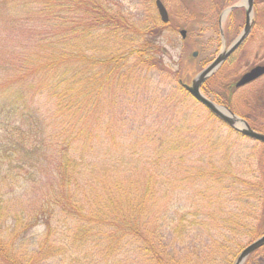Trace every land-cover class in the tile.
Returning <instances> with one entry per match:
<instances>
[{"label": "rangeland", "instance_id": "rangeland-1", "mask_svg": "<svg viewBox=\"0 0 264 264\" xmlns=\"http://www.w3.org/2000/svg\"><path fill=\"white\" fill-rule=\"evenodd\" d=\"M162 1L170 8V20L166 25L157 18L154 0H99L104 8L116 14L115 17L118 15L123 26V21L127 20L125 23L129 28L126 29L131 31L122 40L126 46L139 47V35L143 32L154 30L158 33L152 42L158 49L154 59L159 64L158 69L148 70L131 57V61L128 60V68L132 67L129 70L131 80L127 86L120 81L112 83L107 90L110 98L115 97L117 102L110 104L107 100V105L101 110L104 120L101 162L105 164L107 177L111 173L107 170L117 159L116 172L112 176L121 184V190L128 193L134 208L154 211L156 219H152L151 224L159 228L157 231L163 235V241L173 243L174 252L171 250L170 253L176 261L181 264H233L236 255L253 239L247 235V229L233 232L231 214L240 209L251 213V208L258 202H236L234 192L218 200L216 194L233 188L250 189L255 183L253 177L260 176V156L264 154V146L231 133L191 97L186 95L180 99L178 81L189 85L206 61L212 60L221 46L224 47V43L219 48L217 39L211 40L213 35L208 24L211 25L209 22L214 13H208L209 0ZM5 16L6 23L4 21L0 27L5 29L1 30L5 32L2 42L0 39L3 46L0 48V61H3L0 68L4 61L15 59L24 65V59L35 47L32 41L27 43V38L32 40L29 37L32 32H26L27 28L19 22L9 21L11 15L7 11ZM74 17L70 14L68 20ZM193 19H197V26L203 28V21L207 20L205 29H187ZM57 25L58 29H64L70 24L67 21L65 24L60 17L55 29ZM152 26L157 29H148ZM262 29L264 13L256 16V25L246 47L208 79L204 87L206 91H218L221 83L232 79L231 75H241L253 64L264 62ZM181 30L186 31L185 39L181 38ZM121 39L118 40L120 46ZM88 40L94 44L97 37H89ZM194 52H197V57L192 58ZM2 73L0 70V78H6ZM204 88L201 89L203 94ZM0 94H4L3 91ZM205 96L212 101L210 95ZM35 97L29 105L42 109L43 101L37 95ZM222 98L223 102L230 104L234 115L241 119L246 116L250 127L264 134V77L246 88L234 89L230 97L222 95ZM2 103L0 100V105ZM2 168L0 173L6 171ZM226 171L230 173L224 176ZM219 176L218 182L216 178ZM127 180L132 186L125 183ZM12 191L13 194L10 193L11 186L6 187V182L0 181V236L14 244L18 253L36 254L45 239V230L43 227L28 229L27 215L38 205L39 192L15 188ZM146 191L150 193L144 197ZM20 198L22 206H19ZM69 223L57 220L52 225L57 232L50 241H56V247L60 242L64 249L53 254L46 250L44 255L40 253L37 262L31 255L34 258L29 260L31 264L152 263L148 255L141 253L135 240L124 239L125 234L108 238L96 230L80 242L73 238L61 240L64 237L58 232L65 231ZM193 224L196 226L191 228ZM183 230L186 232L182 233ZM243 264H264V247Z\"/></svg>", "mask_w": 264, "mask_h": 264}, {"label": "trees", "instance_id": "trees-1", "mask_svg": "<svg viewBox=\"0 0 264 264\" xmlns=\"http://www.w3.org/2000/svg\"><path fill=\"white\" fill-rule=\"evenodd\" d=\"M29 4L32 7L28 8ZM6 11L11 15L9 21L19 22L27 28L26 32H32L29 36L32 40L27 38V43L32 41L35 47L24 59V65L15 59L4 61L0 68L6 76L0 78V93H4L0 94L3 102L0 105V167L6 170L0 173V181L6 182V187L11 186V194L12 188L39 192L38 205L27 215L28 229L43 227L45 230L38 252L31 254L35 262L46 250L53 254L64 249L60 242L56 247V241H50L57 232L53 222L62 220L71 223L65 231L58 232L64 237L61 240L73 238L80 242L96 230L108 238L125 234L124 239L135 240L151 264H181L170 253L174 252L173 243L163 241L159 228L151 224L156 219L154 211L134 208L128 193L121 190V184L112 176L117 159L107 170L111 172L107 177L105 164L101 162L104 149L101 110L107 100L110 104L117 102L107 90L112 83L120 81L127 86L131 80L132 67L128 68L131 57L143 68L158 69L154 59L158 49L153 45L158 33L143 32L139 35V47L126 46L122 40L131 31L126 29L129 28L127 20L123 21L120 16L123 26L118 15L115 17L99 0H0V27L6 23ZM62 13L67 15L62 17ZM70 14L75 15L72 20H68ZM60 17L69 27L58 29L57 25L55 29ZM117 25L124 29H118ZM1 30L5 29H0V39L5 32ZM89 37H97L94 44L89 43ZM119 38H122L121 46ZM180 81L177 88L183 99L189 94L182 89ZM226 86L230 87L227 88L230 97L234 88L231 84ZM206 94L214 103L234 112L222 96L204 90ZM35 95L43 101L42 109L47 107L43 111L29 105ZM242 118L248 122L246 116ZM113 139L116 141L115 135ZM260 165V176L253 177L255 183L250 189L233 188L216 194L218 200L234 192L236 202H258L251 213L240 209L230 218L233 232L247 229L252 242L264 235V154L260 156ZM229 173L226 171L224 176ZM216 179L219 182L220 176ZM125 183L132 186L128 180ZM149 193L146 191L144 197ZM19 203L22 206V198ZM31 255L18 253L14 244L0 236V264H31L29 260H34Z\"/></svg>", "mask_w": 264, "mask_h": 264}, {"label": "water", "instance_id": "water-1", "mask_svg": "<svg viewBox=\"0 0 264 264\" xmlns=\"http://www.w3.org/2000/svg\"><path fill=\"white\" fill-rule=\"evenodd\" d=\"M247 19L243 32L239 38L227 49H223L219 55L200 73H198L190 82L189 85L183 84V89L200 105L207 109L212 115L218 118L220 121L228 125L233 131L241 134L244 137L252 139L254 141L264 144V134L258 133L250 128L248 123L243 119L237 117L228 109L222 106H218L206 98L200 91L202 85L206 80L225 62V60L237 49V47L243 42L251 29L250 16L252 14L253 0H247ZM156 8L159 17L163 23L168 21L167 12L160 2L156 1ZM228 10L225 11L224 16ZM180 35L185 38L186 31L181 30ZM197 56V52L193 53V57ZM264 75V66H256L249 72L245 73L237 82L236 88L242 87L248 83H251ZM264 246V235L247 245L236 257L233 264H243L246 259L255 251Z\"/></svg>", "mask_w": 264, "mask_h": 264}, {"label": "flooded vegetation", "instance_id": "flooded-vegetation-1", "mask_svg": "<svg viewBox=\"0 0 264 264\" xmlns=\"http://www.w3.org/2000/svg\"><path fill=\"white\" fill-rule=\"evenodd\" d=\"M156 1L157 0H154V8L156 10L157 18L160 21V17H159V14H158V11H157V8H156V4H155ZM160 1H161L162 5L164 6V8H165V10L167 12L168 18L170 20V8H168L167 5L162 0H160ZM209 1H210V6H209L210 7V11L208 13H209V15H210V13H214V18L209 22V23H211V25L208 24L209 25V29H211L210 30L211 34L213 35L212 36L213 38H211V40L216 38L217 39V44L219 45V48L222 45V43H224V47L221 46L220 51H218V53L214 57H211L212 60L206 61L207 63L203 66L202 70L206 66H208L219 55V53L223 49L229 48L239 38V36L241 35V33L244 30V27H245V24H246V19H247V8L245 6V5H247V3H246L247 0H209ZM186 9H188V11H189V6H187ZM226 10H228V12L224 16V13H225ZM208 13L206 15L209 17ZM261 13H264V0H253L252 14L250 16L251 29L249 30L248 35L243 40V42L225 60V62L222 64V66L225 63H227L228 61L234 59V57H236V55L238 54L237 52L239 50H241V49L246 47L247 40L250 37H252L251 35L253 34L254 27L256 25V16L257 15L259 16ZM199 17H201V15ZM216 18H217V20H216ZM169 20H168V22H169ZM199 20L202 21V19H199ZM214 20H216L215 21L216 23L214 22ZM197 22H198L197 19H193L191 27L189 26V27H187V29H205V25H207L206 23L208 21L207 20L203 21L202 25H204V28L201 27L200 25L197 26ZM152 29H157V28L155 26H152ZM263 31H264V29H262V37H264V32ZM183 39H185V38H183ZM226 44H228V45H226ZM192 58H193V56H192ZM256 66H264V62L259 61V62L255 63V64H253L250 68H248V70H246L241 75L240 74L238 76H235L234 74L231 75L232 79H230L226 83H221V85L219 86V90L218 91H214L212 89H210V90L212 91L213 94H217L218 96L219 95L222 96V93H223V95L230 94V92H227V88H230L229 86H226L227 84H231V87H233L235 90L246 88L247 86L251 85L252 83H255L256 81H258L259 79L264 77V75H263V76H261L260 78H258L257 80H255V81H253L251 83H248V84H246V85H244L242 87L236 88V84L239 81V79L245 73L249 72L251 69L255 68ZM219 69L214 74H216L219 71ZM207 82H208V80L203 84L201 89H203L206 86ZM204 90H205V88H204ZM207 91H208V89H207Z\"/></svg>", "mask_w": 264, "mask_h": 264}]
</instances>
